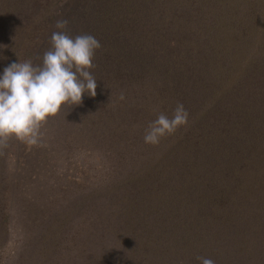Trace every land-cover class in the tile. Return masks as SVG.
I'll return each instance as SVG.
<instances>
[{
	"label": "trees",
	"instance_id": "obj_1",
	"mask_svg": "<svg viewBox=\"0 0 264 264\" xmlns=\"http://www.w3.org/2000/svg\"><path fill=\"white\" fill-rule=\"evenodd\" d=\"M61 16L102 45L97 95L0 155V249L20 196L14 264H264V0H0V76L41 63ZM177 103L187 126L144 143Z\"/></svg>",
	"mask_w": 264,
	"mask_h": 264
},
{
	"label": "clouds",
	"instance_id": "obj_2",
	"mask_svg": "<svg viewBox=\"0 0 264 264\" xmlns=\"http://www.w3.org/2000/svg\"><path fill=\"white\" fill-rule=\"evenodd\" d=\"M49 44L34 64L31 59L11 63L0 76V155L9 141L20 140L28 145H39L41 129L65 105H80L85 94L97 95V80L91 70L96 51L101 49L99 40L87 33L72 36L69 20L57 19ZM119 99H125L121 92ZM189 112L183 103H177L172 116L160 112L151 121L143 136L144 143L158 145L166 136L186 127ZM200 264H215L208 257L197 256Z\"/></svg>",
	"mask_w": 264,
	"mask_h": 264
},
{
	"label": "rangeland",
	"instance_id": "obj_3",
	"mask_svg": "<svg viewBox=\"0 0 264 264\" xmlns=\"http://www.w3.org/2000/svg\"><path fill=\"white\" fill-rule=\"evenodd\" d=\"M85 169V163L84 162H79L78 160L74 161V159H71V162L68 164H65L62 167V170L59 168L58 172H57V176H61L63 178L62 180H57V179H53L51 182V185H59L58 188L61 189L62 192H67L72 189V182H74V180H77V178L79 177V173L84 171ZM91 174V181L94 182L97 178V182L100 181V177H97V173L94 170H90L89 171ZM27 181H24V187H23V191H27L30 187V185L28 184L26 186ZM78 183H81V181H78ZM27 200H32L34 197L32 194L27 195ZM20 196L19 198L13 202L12 206H11V210H12V217L14 218V229L11 233V237L9 238L7 244L3 247H1L0 249V255L3 257V263L4 264H14V262L12 261L13 256L16 252V250L19 248L20 244V232H19V228L17 226V222L19 221H23L24 218H28L32 216V213L27 211V204L24 201V199L20 200ZM69 205H71L69 203ZM45 206L44 203L40 204V207L42 209V207ZM78 218V217H76ZM79 222V219L76 220V223ZM22 223V222H21Z\"/></svg>",
	"mask_w": 264,
	"mask_h": 264
}]
</instances>
